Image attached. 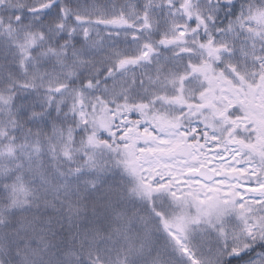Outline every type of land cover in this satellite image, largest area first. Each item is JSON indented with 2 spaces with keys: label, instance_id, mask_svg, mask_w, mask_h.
I'll return each instance as SVG.
<instances>
[{
  "label": "snow or ice",
  "instance_id": "snow-or-ice-1",
  "mask_svg": "<svg viewBox=\"0 0 264 264\" xmlns=\"http://www.w3.org/2000/svg\"><path fill=\"white\" fill-rule=\"evenodd\" d=\"M0 264H264V0H0Z\"/></svg>",
  "mask_w": 264,
  "mask_h": 264
}]
</instances>
